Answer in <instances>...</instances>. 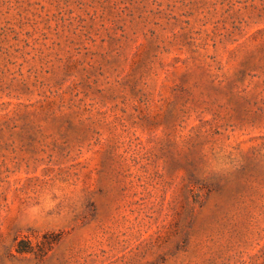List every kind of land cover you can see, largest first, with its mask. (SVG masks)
Returning a JSON list of instances; mask_svg holds the SVG:
<instances>
[{
    "label": "rangeland",
    "instance_id": "rangeland-1",
    "mask_svg": "<svg viewBox=\"0 0 264 264\" xmlns=\"http://www.w3.org/2000/svg\"><path fill=\"white\" fill-rule=\"evenodd\" d=\"M0 264H264V0H0Z\"/></svg>",
    "mask_w": 264,
    "mask_h": 264
}]
</instances>
